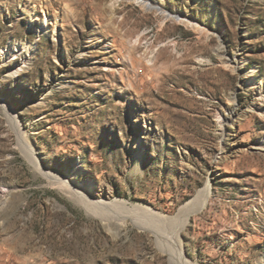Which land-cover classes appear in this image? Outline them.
Returning <instances> with one entry per match:
<instances>
[{"label": "rangeland", "instance_id": "374dc122", "mask_svg": "<svg viewBox=\"0 0 264 264\" xmlns=\"http://www.w3.org/2000/svg\"><path fill=\"white\" fill-rule=\"evenodd\" d=\"M110 3L0 0V264H174L127 208L173 216L207 183L185 257L264 264V0ZM8 111L44 168L124 206L49 186Z\"/></svg>", "mask_w": 264, "mask_h": 264}, {"label": "bare ground", "instance_id": "6f19581e", "mask_svg": "<svg viewBox=\"0 0 264 264\" xmlns=\"http://www.w3.org/2000/svg\"><path fill=\"white\" fill-rule=\"evenodd\" d=\"M134 1L140 5L142 4L144 7L146 6V0ZM116 3L117 0H111L109 8L112 11L116 7ZM145 8L148 9V7ZM180 21L185 22L182 19ZM192 26L197 31H201L199 27L195 25ZM148 60L150 61V59ZM7 114L10 116L11 121L15 125L20 142L19 145L21 146L20 148L22 149L24 158L33 166L32 168L38 175L42 176L48 181L47 183L49 186L60 188L69 197V199H71L76 205L83 208L86 214L93 218L101 219L104 217L106 215L107 208H122L124 206L123 201H94L91 199V195L87 190H81L80 188L78 189L73 185V174L62 177L59 175V173L57 174L44 168V166L39 162L38 158L34 155V149L30 144L31 142H29L28 138L21 131L19 124L16 122L15 114L9 111ZM209 188V184L207 183L195 194L191 200L179 206L177 212L173 216H165L162 215L163 213L160 214L148 207L139 205L127 209L131 211L136 210L138 212L137 214L142 215V218H138V220L136 219V222L140 224L139 228L148 229L154 236H156L157 242L163 248V251L169 254L170 260H172L174 264H196L194 262L188 261V259L183 254L180 233L181 230H183L188 224L191 216L200 212L208 202L210 197ZM11 190L12 189L10 187L5 189L7 193ZM5 193L2 191L1 196H4ZM108 224L112 225L113 222H108Z\"/></svg>", "mask_w": 264, "mask_h": 264}]
</instances>
